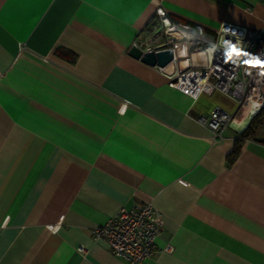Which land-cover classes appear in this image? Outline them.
Listing matches in <instances>:
<instances>
[{"label":"crops","instance_id":"1","mask_svg":"<svg viewBox=\"0 0 264 264\" xmlns=\"http://www.w3.org/2000/svg\"><path fill=\"white\" fill-rule=\"evenodd\" d=\"M157 7L203 32L264 26L260 0H0V264H129L90 232L142 202L162 226L146 264H264V109L211 144L198 118L236 102L129 54Z\"/></svg>","mask_w":264,"mask_h":264},{"label":"built area","instance_id":"2","mask_svg":"<svg viewBox=\"0 0 264 264\" xmlns=\"http://www.w3.org/2000/svg\"><path fill=\"white\" fill-rule=\"evenodd\" d=\"M260 1L264 6V0ZM155 14L160 26L152 32V46L138 41L133 46L142 51H170V61L153 67L179 91L197 98L203 92L217 90L237 104L234 114L217 107L198 118V123L209 130L211 144L224 138L225 129L244 108L249 106V117L260 112L264 106V26L254 30L222 23L213 32H203L176 24L161 7L156 8ZM170 64L171 74L166 71ZM161 232L160 212L152 202H142L130 209L120 208L90 233L114 256L129 264H146L157 252L156 241ZM164 251L172 252V245L167 244Z\"/></svg>","mask_w":264,"mask_h":264},{"label":"water","instance_id":"3","mask_svg":"<svg viewBox=\"0 0 264 264\" xmlns=\"http://www.w3.org/2000/svg\"><path fill=\"white\" fill-rule=\"evenodd\" d=\"M129 54L149 66H164L168 61L171 60V52L163 50L156 52L154 50L142 51L137 46H132L129 50ZM166 71L171 74L173 72L172 64L166 67Z\"/></svg>","mask_w":264,"mask_h":264},{"label":"trees","instance_id":"4","mask_svg":"<svg viewBox=\"0 0 264 264\" xmlns=\"http://www.w3.org/2000/svg\"><path fill=\"white\" fill-rule=\"evenodd\" d=\"M263 109H264V106H263ZM263 109H262V110H263ZM262 110L260 111V113L262 112ZM260 113H259V114H260ZM259 114H258V115H259ZM258 115H257V116H258ZM257 116H256V117H257ZM235 155H236V150H234V151L231 152L230 157H234Z\"/></svg>","mask_w":264,"mask_h":264},{"label":"bare ground","instance_id":"5","mask_svg":"<svg viewBox=\"0 0 264 264\" xmlns=\"http://www.w3.org/2000/svg\"><path fill=\"white\" fill-rule=\"evenodd\" d=\"M244 109L249 110L250 108H249V106H248V108H244Z\"/></svg>","mask_w":264,"mask_h":264},{"label":"snow or ice","instance_id":"6","mask_svg":"<svg viewBox=\"0 0 264 264\" xmlns=\"http://www.w3.org/2000/svg\"><path fill=\"white\" fill-rule=\"evenodd\" d=\"M234 51H235V49H234Z\"/></svg>","mask_w":264,"mask_h":264}]
</instances>
